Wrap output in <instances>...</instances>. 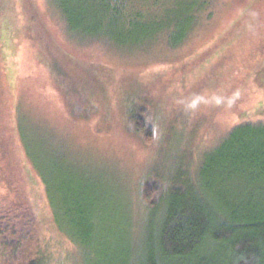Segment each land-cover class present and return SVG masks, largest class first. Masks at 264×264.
I'll list each match as a JSON object with an SVG mask.
<instances>
[{"label": "rangeland", "instance_id": "374dc122", "mask_svg": "<svg viewBox=\"0 0 264 264\" xmlns=\"http://www.w3.org/2000/svg\"><path fill=\"white\" fill-rule=\"evenodd\" d=\"M206 1L183 43L164 33L138 48L79 37L58 0H0L3 139L38 216L40 264H137L150 241L140 188L154 166L180 156L193 174L236 125L264 123V0ZM147 108L148 141L130 117ZM42 180L87 211L92 229H71L80 242L56 224Z\"/></svg>", "mask_w": 264, "mask_h": 264}, {"label": "trees", "instance_id": "16d2710c", "mask_svg": "<svg viewBox=\"0 0 264 264\" xmlns=\"http://www.w3.org/2000/svg\"><path fill=\"white\" fill-rule=\"evenodd\" d=\"M136 1L58 0V7L79 37L104 38L116 47L135 44L141 48L145 41H159L164 33L169 46L183 43L208 3L176 0L168 8L163 2L159 6L158 0H147L150 6H138ZM184 12H188V19ZM151 19L154 21L149 25ZM1 48L0 42V52ZM3 73L0 55V114ZM149 116V108L138 118L134 109L130 112L133 127L146 134V141L155 130ZM6 129L0 115V262L40 264L35 245L38 216L21 180L9 171V144L3 139ZM13 131L26 149L16 121ZM179 157L165 172L155 165V171L142 180L140 197L149 213L150 241L137 264H264V123L236 125L204 154L193 174L189 169L181 171ZM34 161L29 160L33 169ZM42 181L56 224L80 242L71 229L77 227L83 234L92 229L87 211L78 203L71 204L65 193L57 197L51 180Z\"/></svg>", "mask_w": 264, "mask_h": 264}]
</instances>
